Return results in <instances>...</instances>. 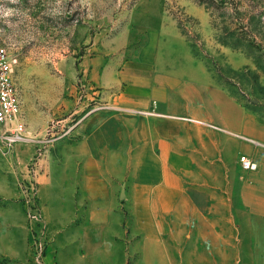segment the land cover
Wrapping results in <instances>:
<instances>
[{"label": "rangeland", "instance_id": "1", "mask_svg": "<svg viewBox=\"0 0 264 264\" xmlns=\"http://www.w3.org/2000/svg\"><path fill=\"white\" fill-rule=\"evenodd\" d=\"M0 45L21 102L0 126V264H264L247 233L195 231L172 206L189 169L255 162L229 168L227 137L264 124V0H0ZM99 137L128 168L75 156ZM83 179L97 198L57 197Z\"/></svg>", "mask_w": 264, "mask_h": 264}, {"label": "crops", "instance_id": "2", "mask_svg": "<svg viewBox=\"0 0 264 264\" xmlns=\"http://www.w3.org/2000/svg\"><path fill=\"white\" fill-rule=\"evenodd\" d=\"M128 71V70H127ZM249 128H243L242 131H236L238 137L244 139L237 142L235 138L227 137L228 141H232L234 146L229 151L227 163L229 168L236 166L234 161L238 152H245L248 156L255 160L257 164L254 170H245L239 158L237 163V174L224 175L223 172L213 175V170L209 167L203 168L201 174L189 169L187 171L190 176V182L194 184L191 187L190 195L187 200L182 197L180 182H173V213L176 221H181V216H185L190 225H194V230L199 232H225L240 233L242 237L237 239L244 242L247 233L248 240L254 241V247L259 249L258 257L264 260V124L254 117H251ZM225 141V140H224ZM114 145V141L103 139H92L85 142L76 149L75 156L79 158L86 155L90 158V162L96 169V174L102 172L103 161L108 159L112 161L121 160L123 166L128 168V152L120 156L114 148H110V152L103 151L105 144ZM72 149H68L70 153ZM128 151V148H127ZM229 160V161H228ZM232 162V163H231ZM235 168V167H234ZM174 178L180 177V172H175ZM95 183V182H92ZM64 183H60L59 194L57 197H65L68 199H92L97 198L100 192V181L98 180L94 187L89 181L77 180L74 184L70 183L69 187L62 188ZM231 185V186H230ZM51 187L47 182L43 186V198L51 199ZM229 190L233 191L230 195ZM95 195V197H94ZM163 197L159 198V207ZM165 199V198H164ZM185 201L182 203V200ZM183 205V212L182 210ZM48 217L51 219V213L48 210ZM176 225V223H174ZM56 225V224H55ZM58 228L59 226L56 225ZM193 229V228H191ZM247 240V239H246ZM242 247L248 246L242 243ZM6 247L0 246V251L5 252ZM22 255V253H20ZM263 262V261H262Z\"/></svg>", "mask_w": 264, "mask_h": 264}, {"label": "built area", "instance_id": "3", "mask_svg": "<svg viewBox=\"0 0 264 264\" xmlns=\"http://www.w3.org/2000/svg\"><path fill=\"white\" fill-rule=\"evenodd\" d=\"M17 58L10 55L7 48L0 45V126L15 120L21 112V102L13 80ZM23 128L20 126L18 132ZM245 170H254L257 164L247 156L241 158Z\"/></svg>", "mask_w": 264, "mask_h": 264}, {"label": "trees", "instance_id": "4", "mask_svg": "<svg viewBox=\"0 0 264 264\" xmlns=\"http://www.w3.org/2000/svg\"><path fill=\"white\" fill-rule=\"evenodd\" d=\"M202 4H206V5H210L211 4V0H199Z\"/></svg>", "mask_w": 264, "mask_h": 264}]
</instances>
